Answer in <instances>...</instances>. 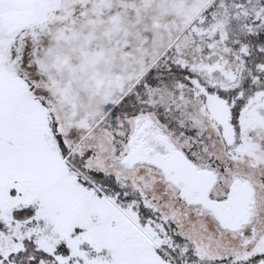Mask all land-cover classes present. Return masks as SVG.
<instances>
[{"label": "snow or ice", "instance_id": "snow-or-ice-1", "mask_svg": "<svg viewBox=\"0 0 264 264\" xmlns=\"http://www.w3.org/2000/svg\"><path fill=\"white\" fill-rule=\"evenodd\" d=\"M0 264H264V0H0Z\"/></svg>", "mask_w": 264, "mask_h": 264}]
</instances>
